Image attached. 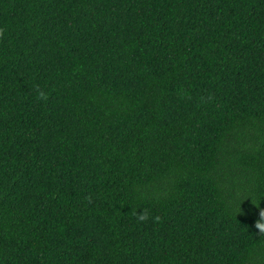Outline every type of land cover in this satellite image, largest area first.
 Wrapping results in <instances>:
<instances>
[{
    "label": "trees",
    "instance_id": "trees-1",
    "mask_svg": "<svg viewBox=\"0 0 264 264\" xmlns=\"http://www.w3.org/2000/svg\"><path fill=\"white\" fill-rule=\"evenodd\" d=\"M257 223L264 0H0V264H264Z\"/></svg>",
    "mask_w": 264,
    "mask_h": 264
},
{
    "label": "clouds",
    "instance_id": "clouds-1",
    "mask_svg": "<svg viewBox=\"0 0 264 264\" xmlns=\"http://www.w3.org/2000/svg\"><path fill=\"white\" fill-rule=\"evenodd\" d=\"M139 218H140V219H144V216H140ZM256 226H257L258 228L264 229V224L257 223Z\"/></svg>",
    "mask_w": 264,
    "mask_h": 264
}]
</instances>
